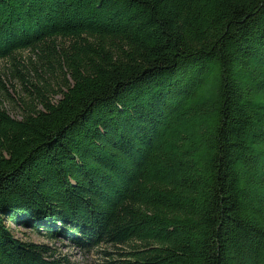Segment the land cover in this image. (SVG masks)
<instances>
[{
  "label": "trees",
  "instance_id": "1",
  "mask_svg": "<svg viewBox=\"0 0 264 264\" xmlns=\"http://www.w3.org/2000/svg\"><path fill=\"white\" fill-rule=\"evenodd\" d=\"M27 49L0 264H78L12 223L116 264H264V0H0V59Z\"/></svg>",
  "mask_w": 264,
  "mask_h": 264
},
{
  "label": "rangeland",
  "instance_id": "2",
  "mask_svg": "<svg viewBox=\"0 0 264 264\" xmlns=\"http://www.w3.org/2000/svg\"><path fill=\"white\" fill-rule=\"evenodd\" d=\"M38 53L30 50H22L16 54L18 65L13 64L10 58L0 59V106H2L11 116L20 117L21 108L19 105V97L25 92L19 73L24 77L34 79L32 66L38 62ZM61 75L56 77L50 76L51 85L54 89H58L61 84ZM27 85V83H25ZM59 96L56 95L55 98ZM11 229L16 238L24 241H32L36 243H45L57 254H65L71 260L78 264H116L118 259V250L107 244L86 250L75 246L66 237L56 235L55 238L45 236V231H36L31 227L20 226L14 223L10 224Z\"/></svg>",
  "mask_w": 264,
  "mask_h": 264
}]
</instances>
